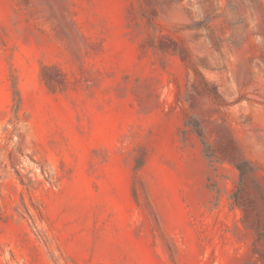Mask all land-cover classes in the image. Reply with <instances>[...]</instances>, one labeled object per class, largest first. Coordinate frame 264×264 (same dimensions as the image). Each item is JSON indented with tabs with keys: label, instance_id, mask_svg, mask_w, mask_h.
Here are the masks:
<instances>
[{
	"label": "rangeland",
	"instance_id": "obj_1",
	"mask_svg": "<svg viewBox=\"0 0 264 264\" xmlns=\"http://www.w3.org/2000/svg\"><path fill=\"white\" fill-rule=\"evenodd\" d=\"M0 264H264V0H0Z\"/></svg>",
	"mask_w": 264,
	"mask_h": 264
}]
</instances>
